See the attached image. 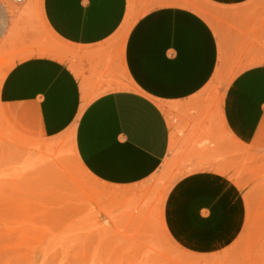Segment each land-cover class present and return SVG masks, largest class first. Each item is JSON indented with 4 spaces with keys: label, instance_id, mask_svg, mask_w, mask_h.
<instances>
[{
    "label": "crops",
    "instance_id": "obj_1",
    "mask_svg": "<svg viewBox=\"0 0 264 264\" xmlns=\"http://www.w3.org/2000/svg\"><path fill=\"white\" fill-rule=\"evenodd\" d=\"M161 1L110 60L102 46L122 26L129 0H32L30 9L26 0H0V48L20 55L5 76L2 105L21 119L24 132L69 135L84 171L110 186H135L158 171L173 132L158 100L190 99L221 70L222 54L231 62L238 34L222 27L221 18L235 19L237 9L253 2ZM36 5L57 44L44 39L30 14ZM260 37L259 57L244 46V65L219 107L226 133L253 153H264L263 29ZM242 199L243 191L215 171L189 178L169 198L168 224L191 247L219 246L240 229Z\"/></svg>",
    "mask_w": 264,
    "mask_h": 264
},
{
    "label": "rangeland",
    "instance_id": "obj_2",
    "mask_svg": "<svg viewBox=\"0 0 264 264\" xmlns=\"http://www.w3.org/2000/svg\"><path fill=\"white\" fill-rule=\"evenodd\" d=\"M161 2L129 0L122 26L102 46L110 60L138 19ZM37 7L30 14L44 39L56 43ZM221 24L237 31V52L231 62L222 54L221 70L200 93L158 100L173 127L170 153L147 181L129 187L88 175L69 135L24 132L21 119L1 103L5 76L20 55L0 48V264H264V153L236 143L219 121L224 89L244 65V46L259 57L264 0L237 9L235 19L222 16ZM214 171L243 191V219L232 239L198 249L171 231L167 205L180 183Z\"/></svg>",
    "mask_w": 264,
    "mask_h": 264
},
{
    "label": "built area",
    "instance_id": "obj_3",
    "mask_svg": "<svg viewBox=\"0 0 264 264\" xmlns=\"http://www.w3.org/2000/svg\"><path fill=\"white\" fill-rule=\"evenodd\" d=\"M18 2H23L24 0H17Z\"/></svg>",
    "mask_w": 264,
    "mask_h": 264
}]
</instances>
